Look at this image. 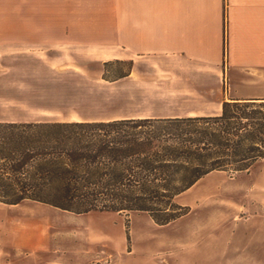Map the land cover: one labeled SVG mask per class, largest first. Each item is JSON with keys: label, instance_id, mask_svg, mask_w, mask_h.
Segmentation results:
<instances>
[{"label": "rangeland", "instance_id": "obj_1", "mask_svg": "<svg viewBox=\"0 0 264 264\" xmlns=\"http://www.w3.org/2000/svg\"><path fill=\"white\" fill-rule=\"evenodd\" d=\"M94 29L95 0H0V121L210 110L199 88L220 83L207 68L177 57L124 58L119 33L95 41ZM176 202L189 213L163 226L141 211L0 202V264H264V160L208 173ZM173 240L196 248L173 249Z\"/></svg>", "mask_w": 264, "mask_h": 264}, {"label": "trees", "instance_id": "obj_2", "mask_svg": "<svg viewBox=\"0 0 264 264\" xmlns=\"http://www.w3.org/2000/svg\"><path fill=\"white\" fill-rule=\"evenodd\" d=\"M261 160L264 99L211 116L0 121V202L141 211L163 226L189 213L176 198L205 175Z\"/></svg>", "mask_w": 264, "mask_h": 264}, {"label": "crops", "instance_id": "obj_3", "mask_svg": "<svg viewBox=\"0 0 264 264\" xmlns=\"http://www.w3.org/2000/svg\"><path fill=\"white\" fill-rule=\"evenodd\" d=\"M98 2L108 7L101 9ZM117 3H123L122 8ZM93 33L95 41L102 42L114 41L119 33L124 58L177 57L214 73L213 80L220 84L212 91L199 88L210 108L202 116L219 114L225 100L264 99V0H95ZM212 98L221 100L214 106ZM191 115L196 114L151 117ZM116 118L146 117L87 120ZM191 241L173 240V249L193 250ZM173 256L180 254L174 251Z\"/></svg>", "mask_w": 264, "mask_h": 264}]
</instances>
